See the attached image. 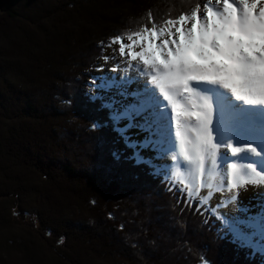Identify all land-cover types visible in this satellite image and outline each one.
<instances>
[{
	"label": "trees",
	"instance_id": "obj_1",
	"mask_svg": "<svg viewBox=\"0 0 264 264\" xmlns=\"http://www.w3.org/2000/svg\"><path fill=\"white\" fill-rule=\"evenodd\" d=\"M196 3L0 0V264H264L89 98L102 41Z\"/></svg>",
	"mask_w": 264,
	"mask_h": 264
},
{
	"label": "snow or ice",
	"instance_id": "obj_2",
	"mask_svg": "<svg viewBox=\"0 0 264 264\" xmlns=\"http://www.w3.org/2000/svg\"><path fill=\"white\" fill-rule=\"evenodd\" d=\"M113 58L126 74L93 79L89 98L109 110L114 126L127 122L115 130L137 164L149 163L144 150L170 154L185 176L178 191L200 205L225 192L235 205L248 185H264V108L245 107L264 105V0H197L159 20L149 12L137 29L101 42V59ZM129 129L146 135L133 140ZM258 199L259 215L240 208L218 218L232 243L264 253V192Z\"/></svg>",
	"mask_w": 264,
	"mask_h": 264
},
{
	"label": "rangeland",
	"instance_id": "obj_3",
	"mask_svg": "<svg viewBox=\"0 0 264 264\" xmlns=\"http://www.w3.org/2000/svg\"><path fill=\"white\" fill-rule=\"evenodd\" d=\"M116 23H118V20L114 24ZM120 24L118 23L117 25ZM163 38H167V37H163ZM113 47H118V45H113ZM136 50L139 51V48H137ZM110 51L111 50L109 49L107 52ZM101 62L102 63L93 72L92 75L93 79L97 80V83H99V78L101 76L119 78L126 74L124 71L126 65L120 62L119 58H113L107 63H105L104 60H102ZM132 63H136V62H132ZM114 67L116 68L115 71H113ZM131 72H134L133 69L128 68L127 75L133 76L130 74ZM165 102L167 103V101ZM126 123H127L126 121L122 122L121 126H124ZM173 130H174V126H173ZM127 135L130 136L133 140L142 141L146 134L140 133L137 129H129ZM141 155H143L144 158H146V160H150L151 162L155 163L159 170L162 169L165 173V177L172 179L175 183H179L181 186L184 187V184H182L181 181L185 179V176L182 174L180 168H177L175 166L176 160H173L170 154L161 157L157 155L154 149H149V150H144L141 153ZM176 169H178V171ZM262 187L263 186L257 189H262ZM254 188H255L254 186L249 187L248 185L247 191L241 190L239 193L238 201L236 202L235 205L228 204V201L226 199V196L228 195L227 192L223 194L215 193L207 202L210 204V209L214 210L217 214H220L221 216L223 215V216L232 217V216L241 215L239 211L240 208H246L248 210L247 211L248 215L256 216L260 214L261 209L259 208V203H260L258 199L259 192L251 191ZM212 190L213 191L215 190V185L213 186ZM201 191L204 192L206 190L202 189ZM250 191L253 195L249 194ZM194 196L196 195L194 194ZM222 204H228V206L222 207L221 206Z\"/></svg>",
	"mask_w": 264,
	"mask_h": 264
},
{
	"label": "bare ground",
	"instance_id": "obj_4",
	"mask_svg": "<svg viewBox=\"0 0 264 264\" xmlns=\"http://www.w3.org/2000/svg\"><path fill=\"white\" fill-rule=\"evenodd\" d=\"M130 74H131V75H135L134 72H131ZM229 94H230V93H229ZM233 99H235V98L233 97ZM165 103H166V102H165ZM237 103H240V102H237ZM246 106H247V105H245V107H246ZM254 107H261V108H264V105H256V106H254ZM187 124H188L189 127H193V126L195 125V120H194V118L191 119V120H188V121H187ZM174 133H175V126H174V130H173V134H174ZM177 145H178V141H177ZM222 151H223V150H222ZM242 163H244V162H242ZM175 166H176L177 168H180L178 161H176ZM251 186H253V185H249V187H251ZM261 186H263L262 189H257V188H261ZM261 186H254L255 188L252 189L251 191L264 192V185H261ZM251 191H250L249 194H252ZM252 195H253V194H252Z\"/></svg>",
	"mask_w": 264,
	"mask_h": 264
},
{
	"label": "clouds",
	"instance_id": "obj_5",
	"mask_svg": "<svg viewBox=\"0 0 264 264\" xmlns=\"http://www.w3.org/2000/svg\"><path fill=\"white\" fill-rule=\"evenodd\" d=\"M146 159V158H145ZM148 161H150V160H148ZM164 172V171H163ZM165 174V173H164ZM183 187V186H182ZM184 188V187H183ZM198 197V196H197Z\"/></svg>",
	"mask_w": 264,
	"mask_h": 264
}]
</instances>
